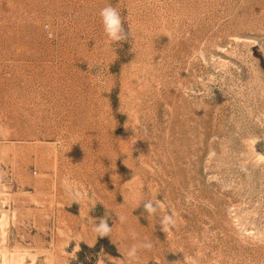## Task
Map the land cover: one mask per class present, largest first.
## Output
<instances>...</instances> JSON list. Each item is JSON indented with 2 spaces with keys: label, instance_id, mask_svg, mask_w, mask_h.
Segmentation results:
<instances>
[{
  "label": "rangeland",
  "instance_id": "obj_1",
  "mask_svg": "<svg viewBox=\"0 0 264 264\" xmlns=\"http://www.w3.org/2000/svg\"><path fill=\"white\" fill-rule=\"evenodd\" d=\"M16 260L264 264V0H0V264Z\"/></svg>",
  "mask_w": 264,
  "mask_h": 264
},
{
  "label": "clouds",
  "instance_id": "obj_2",
  "mask_svg": "<svg viewBox=\"0 0 264 264\" xmlns=\"http://www.w3.org/2000/svg\"><path fill=\"white\" fill-rule=\"evenodd\" d=\"M103 25V30L108 37L110 42H119L126 41L128 38V33L125 32V29L122 25V18L117 9L111 5H108L100 10L99 13ZM47 29V26H45ZM51 35V34H50ZM146 211L149 214L156 213L157 208H154L152 202H148L144 205ZM123 220V217H121ZM162 225L165 227L162 229L163 231L168 230V226H174L175 220L172 216L165 215L161 221ZM94 231L98 234L99 237L103 238L108 236L111 232V228L107 223V218L104 217L101 219L100 224L94 227ZM133 238H135V233L132 234ZM142 247L146 249H150L152 247L151 243H144L141 245H133L130 251L128 252V256L131 258L136 257L137 248Z\"/></svg>",
  "mask_w": 264,
  "mask_h": 264
},
{
  "label": "bare ground",
  "instance_id": "obj_3",
  "mask_svg": "<svg viewBox=\"0 0 264 264\" xmlns=\"http://www.w3.org/2000/svg\"><path fill=\"white\" fill-rule=\"evenodd\" d=\"M15 108H16V107H15ZM18 113H19V112H18ZM18 115H19V114H18ZM3 222H4V221H3ZM5 223H6V222H5ZM17 255H18V254H17ZM14 256L16 257V255H14ZM17 258H20V257L18 256ZM19 261H20V260H16L14 264H21L22 262L20 261V262H21V263H20Z\"/></svg>",
  "mask_w": 264,
  "mask_h": 264
}]
</instances>
